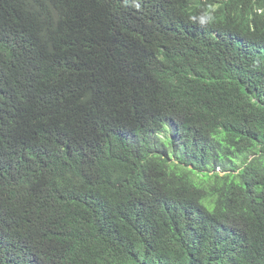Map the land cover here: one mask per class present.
I'll use <instances>...</instances> for the list:
<instances>
[{
  "label": "trees",
  "instance_id": "trees-1",
  "mask_svg": "<svg viewBox=\"0 0 264 264\" xmlns=\"http://www.w3.org/2000/svg\"><path fill=\"white\" fill-rule=\"evenodd\" d=\"M212 1L0 0V264H264V0Z\"/></svg>",
  "mask_w": 264,
  "mask_h": 264
},
{
  "label": "clouds",
  "instance_id": "clouds-1",
  "mask_svg": "<svg viewBox=\"0 0 264 264\" xmlns=\"http://www.w3.org/2000/svg\"><path fill=\"white\" fill-rule=\"evenodd\" d=\"M201 1H204V0H201ZM211 2H212V9L214 10V9H217L218 7H221L222 8V6H221V4L219 3V2H217V1H212L211 0ZM139 5H137V7H138ZM200 21H202V23H204V24H207V22L205 21V20H200ZM201 23V22H200ZM29 264H42L41 263V261L37 258V259H35V257H31V258H29Z\"/></svg>",
  "mask_w": 264,
  "mask_h": 264
}]
</instances>
